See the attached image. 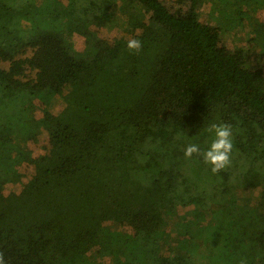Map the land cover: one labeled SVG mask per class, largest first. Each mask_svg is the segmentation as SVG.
<instances>
[{
  "label": "trees",
  "instance_id": "trees-1",
  "mask_svg": "<svg viewBox=\"0 0 264 264\" xmlns=\"http://www.w3.org/2000/svg\"><path fill=\"white\" fill-rule=\"evenodd\" d=\"M206 1L215 28L195 0L174 11L161 0H0V190L30 196L0 214L6 264H264V80L243 61L264 57L254 18L264 0ZM143 15L169 28L155 46L101 55L91 45L93 28L127 34ZM236 28L254 34L242 56L218 38ZM152 70L168 72L186 123L148 122ZM53 122L65 145L44 174L28 144ZM212 123L233 129L230 166L217 174L184 156L189 144L209 147ZM125 210L136 215L106 224Z\"/></svg>",
  "mask_w": 264,
  "mask_h": 264
},
{
  "label": "rangeland",
  "instance_id": "rangeland-1",
  "mask_svg": "<svg viewBox=\"0 0 264 264\" xmlns=\"http://www.w3.org/2000/svg\"><path fill=\"white\" fill-rule=\"evenodd\" d=\"M66 1V0H63ZM171 10L182 9L186 10L190 5L191 0H185L179 3L178 0H161ZM65 3V2H64ZM196 13L199 22L206 27L217 26L214 16L209 14V3L206 0H195ZM257 21L256 31L260 37H264V11H258L254 17ZM131 31L127 34L119 30H104L93 28L95 33L94 39L91 40V45L101 54L106 55L114 47L124 45L131 39L141 41L143 47L161 42L168 34L169 28L161 23L155 22L150 15H143L139 18L131 17L128 21ZM251 26V25H249ZM217 29H220L219 27ZM221 30V29H220ZM240 28H236L231 33L222 34L219 30V42L225 46L231 53L237 56H242V52H246L248 37L253 36L252 33L246 36L240 33ZM250 38V37H249ZM73 40L76 43L78 51H82L85 47L86 40L83 36L75 34ZM257 51V50H256ZM243 61L260 74L264 80V57L258 59L256 55L246 54ZM257 69V70H256ZM255 73V74H256ZM148 77L152 85L153 102L151 105L144 107V112L148 116V122L157 128H167L171 122H187V113L180 107L171 92V87L166 70H152L148 72ZM38 104V102H36ZM63 106H54L51 109L53 116H57ZM36 119L42 118L41 110H38L35 116ZM41 136L31 138L28 149L33 158L40 160L41 170L44 174H48L57 166L60 150L64 147V131L60 129L56 122L49 126L41 125ZM31 172H34L33 166L30 167ZM30 196L27 192L19 189L18 185L8 186L0 190V214L5 207H12L20 202V200L28 201ZM125 215L135 216L136 213L131 210H125L123 214L110 213L106 224L113 221L123 223L122 217ZM100 233H97V237ZM98 245V239L95 238L91 244L82 250V254L88 256L93 252Z\"/></svg>",
  "mask_w": 264,
  "mask_h": 264
},
{
  "label": "clouds",
  "instance_id": "clouds-1",
  "mask_svg": "<svg viewBox=\"0 0 264 264\" xmlns=\"http://www.w3.org/2000/svg\"><path fill=\"white\" fill-rule=\"evenodd\" d=\"M141 46V41L137 39L127 42V48L130 51H139ZM206 131L209 134H214L209 147L202 151L198 145L189 144L184 150V156L191 159L193 155H202L204 163L210 166L211 172L217 174L230 166L231 154L234 150L233 129L227 123H212ZM0 264H6L2 252H0Z\"/></svg>",
  "mask_w": 264,
  "mask_h": 264
}]
</instances>
